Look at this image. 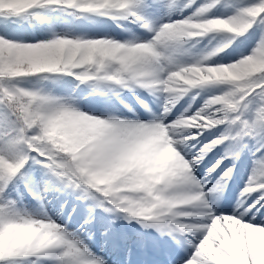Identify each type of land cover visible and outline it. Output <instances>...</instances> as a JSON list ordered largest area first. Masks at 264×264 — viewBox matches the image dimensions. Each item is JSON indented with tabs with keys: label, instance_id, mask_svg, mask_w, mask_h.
Returning a JSON list of instances; mask_svg holds the SVG:
<instances>
[{
	"label": "snow or ice",
	"instance_id": "snow-or-ice-1",
	"mask_svg": "<svg viewBox=\"0 0 264 264\" xmlns=\"http://www.w3.org/2000/svg\"><path fill=\"white\" fill-rule=\"evenodd\" d=\"M215 2L218 0H213V4ZM213 4L201 8L199 14L203 16ZM50 5L85 11L103 10L105 14L120 11L141 21L144 17L140 9L148 6L145 0H119L116 3L93 0L90 4H81L80 0H0V28L13 26L18 17L34 8ZM259 15H264V0L241 9L230 19H244V31ZM112 41L57 37L46 42L19 43L0 37V105L8 109V113L0 118V196L7 184L33 159L35 152L38 162L68 187L82 189L88 194H93L95 189L116 208L130 213L132 218L154 221L152 226L161 231L166 230L169 222H175L178 230L191 231L193 226L182 223L180 218L185 215L178 212L194 210V207L182 206H195L205 197V186L195 178L193 171L209 149L234 137L227 134L213 140L204 145L199 155L187 159L176 151L187 143L186 140L154 142L155 129L165 125L172 127L165 124L163 118L147 123L115 117L102 119L11 83L14 78L29 74L71 72L79 68L84 69L78 73L81 79L94 77L123 83L134 71L137 54L121 51L134 44H114ZM261 47H264V40L257 48ZM238 95L244 99L228 109L229 118L225 120L238 123L241 135L264 127V104L258 108L255 123L242 118V109L247 107L250 96L264 98V75L253 77L252 84ZM36 105H47L50 110L34 112ZM170 109L171 105L167 104L165 112ZM209 128L194 129L196 136ZM56 132L64 138L57 141ZM162 152L170 155L162 156ZM221 162L217 161L209 171H214ZM232 171L229 168L224 172L218 187ZM108 176L119 177L111 188L99 183L101 178ZM189 183L197 185L195 191L185 189ZM250 184L264 191V161L260 162ZM121 186H131L135 190H115ZM253 190V186L246 188L245 196ZM178 202L180 206H174ZM259 207H264V199L252 211ZM246 208L247 205L235 215L213 217L209 213L210 224L197 225L205 234L184 264H264V226L245 222ZM46 221L47 218L38 220L21 216L6 204H0V262L8 264L6 258L9 257L59 248L61 264H106L102 258L91 255L87 246L63 226Z\"/></svg>",
	"mask_w": 264,
	"mask_h": 264
},
{
	"label": "rangeland",
	"instance_id": "rangeland-1",
	"mask_svg": "<svg viewBox=\"0 0 264 264\" xmlns=\"http://www.w3.org/2000/svg\"><path fill=\"white\" fill-rule=\"evenodd\" d=\"M208 4H213V0H177L176 4L163 15L153 14L144 9L141 13L144 17L143 21L138 20V25H131L129 28L121 30L110 18L102 17L89 24L85 29L82 19L74 20L58 7L52 11L42 7L41 17L47 27L45 31L27 24L21 26L19 20L16 19L13 26L0 28V37L19 43L45 42L57 37L71 39L119 38L121 43L129 45L147 43L153 40L162 25L191 17L201 7ZM241 9L224 5L218 1L203 14V17L230 18ZM145 24L148 26L145 27ZM225 40L230 41L228 46L205 63L229 64L252 54L261 40H264V22L256 17L243 32L209 33L204 37L195 38L183 46V50L177 54V59L183 63H192L201 59L203 55ZM161 63L165 68L163 75H166L169 67L168 62L162 60ZM28 87H33L40 95L57 94V100L61 103L98 118L115 117L121 120L145 123L163 118L165 124H170L183 115L195 114L204 108L209 99L224 94L232 85L219 82L203 84L188 91L167 112H165V106L168 104V93L159 86L146 87L142 82L127 78L121 83L117 80L94 77L84 80L78 74L64 77L43 75L35 86H30L28 80L22 81L19 86L25 90ZM261 104H264V98L250 96L247 107L242 109V118L250 123H255ZM7 113L0 106V118ZM239 130L238 123H230L225 120L224 123L203 131L199 136H190L186 140V144L177 148V151L187 154L189 157L187 159H190L193 155H199L204 145L213 140L220 139L227 134L234 137L216 144L195 167L193 171L195 178L201 181L207 190V194L202 200L206 203L197 207L192 206L194 210L196 209L195 215H203L200 221L198 219L187 220L190 218L186 219V216L180 218V221L185 225L193 226L191 231L179 230L184 232L183 236L177 234L178 226L175 222H169L166 230L161 231L152 226L153 221H143L142 217L132 218L130 213L116 208L112 203L105 202L101 197L91 198L90 194L82 189L68 187L63 181L51 175L34 176L26 189L19 186V191L16 193L12 191L10 195L12 198L19 197L18 207L24 217L38 220L47 218L46 222L51 221L63 226L87 246L91 255L102 258L106 264H113L110 259L115 260L116 264H131V260L135 261L136 259L141 264H143V260L147 264H161L157 257L167 258L166 261L169 264H184V260L192 256L196 244L205 234L198 230L197 225L210 223L207 215L215 211L211 208L212 206L222 209L225 204H228L231 208L238 209L239 212L247 205L243 213L245 222L264 226V215H261L264 213V207L252 211L253 207L262 198L264 199V194H258L260 188L250 184L252 177L260 167V162L264 161V127H258L249 134L236 137L235 133ZM154 131L155 143L165 139L170 140L164 126H160ZM192 131L195 133L196 130ZM230 153L239 154L231 155ZM161 155L168 156L170 153L162 152ZM227 158H232V163L223 168ZM217 161L222 162L219 167L210 172L209 170L217 164ZM226 168H232V174L226 183L218 187ZM116 179L119 177L108 176L101 178L99 182L111 188ZM250 186H253L254 190L245 196V189ZM184 187L186 190L195 191L197 185L189 183ZM115 190L135 189L121 186ZM174 206H180L179 202ZM182 207H187V205ZM192 207L189 206V208ZM219 212L221 213V211ZM212 215L215 216V214ZM131 231H137L138 236L134 237L130 244L124 240L121 251H119L121 248L117 250L112 246L117 237L122 235L129 237L125 233ZM148 237L152 240L149 245H147L148 241H145ZM158 244L159 246H156ZM60 250L56 248L47 250L46 253H32L21 257L17 262L14 261V264H61L58 258Z\"/></svg>",
	"mask_w": 264,
	"mask_h": 264
},
{
	"label": "clouds",
	"instance_id": "clouds-1",
	"mask_svg": "<svg viewBox=\"0 0 264 264\" xmlns=\"http://www.w3.org/2000/svg\"><path fill=\"white\" fill-rule=\"evenodd\" d=\"M95 2L116 3L119 0H95ZM80 3L90 4L93 0H80ZM173 3H176V0H173ZM205 7H209V4L201 8ZM200 9L191 17L162 25L151 42L136 43L121 49L124 53L131 51L137 54L133 65L134 71L129 74L130 79L142 82L146 87L159 86L169 94L168 104L171 107L188 91L203 84L219 82L232 85L224 94L209 99L204 108L195 114L183 115L170 122L171 128L165 125L170 140L176 138L187 140L190 136L196 135L192 130L214 127L217 122L222 123L228 119V109L244 99L238 94L252 84L253 77L258 74L264 75V47L256 48L252 54L233 63L215 65L205 63L228 46L230 41L227 40L192 63H183L177 59V54L183 50V46L195 38L204 37L209 33H240L246 26L244 19L205 18L199 14ZM162 60L167 61L169 65L166 75H163L165 68L161 63ZM49 110L47 105L33 107V111L37 113ZM235 136L243 135L237 131ZM178 214L192 216L196 211L178 212Z\"/></svg>",
	"mask_w": 264,
	"mask_h": 264
},
{
	"label": "trees",
	"instance_id": "trees-1",
	"mask_svg": "<svg viewBox=\"0 0 264 264\" xmlns=\"http://www.w3.org/2000/svg\"><path fill=\"white\" fill-rule=\"evenodd\" d=\"M219 1H221L224 5H231L235 8H242V9L260 3V0H219ZM176 2H177V0H176ZM145 4L148 6L143 7V8L151 11L154 14L163 15L170 9L171 6H174L176 3H173V0H145ZM46 7H48L49 10H53L55 7H59L64 13L70 14L75 19L82 18L84 20L83 22L85 24V27H84L85 29L90 23L94 22V20L96 19V16H98L99 12H104L103 10L85 11V10H80V9H72V8H69V7H66L63 5H50V6H46ZM39 12H41V9H40V7H37V8L32 9L31 11H29L28 13H25L24 15L18 17L20 25L22 26L24 24L29 23L30 25H32L36 28H39L43 31L46 30V26L43 24L41 18L39 17ZM107 15L115 17L116 19L122 21L121 25L123 27H126V28L129 27L130 24L135 23L134 20L129 15H127L125 13H121L118 11L117 12L109 11L107 13ZM257 17L260 18L262 22H264V15H259ZM51 39H53V38H51ZM51 39H49V40H51ZM86 39H93V38H86ZM100 39H106V38H100ZM49 40H46V41H49ZM110 40H112V39H110ZM113 41H115V40H113ZM116 42H118V41L116 40ZM79 71H84V69L83 68L73 69L71 72H43V73L29 74V75H26L23 77L14 78L11 81V83H13L17 87H19L22 84V81L28 80L30 83V86H35L36 83L41 78V76H43L45 74H47V75H49V74L53 75L54 74L58 77H62L64 75H68V74H71L73 72H79ZM27 90L36 92L33 89V87H28ZM44 96L52 97L55 99L58 98L57 94L44 95ZM254 97H256V95H254ZM0 106H2L3 109L8 111L6 106H3V105H0ZM37 122H40L39 119L37 120ZM55 136L57 138V141L64 138L63 135L60 134L59 132H56ZM38 159H39V157L36 156L35 152H33V159L29 160V162L25 165V168L21 170V173H19L14 179H12L9 182L8 187L6 188V190H4V193L1 196L0 204H6L11 211L18 213L21 216H23V215L20 212L19 207H18V198L17 197L12 198L10 193L12 191H16L17 186L20 184L21 181H23L25 179L31 180L35 175L49 172L41 163L38 162ZM92 193L96 194L97 192L95 191V189H93ZM98 194L103 195V193H98ZM15 258H18V257H9V258H6V260L8 261V264H13V259H15ZM0 264H3V262H0Z\"/></svg>",
	"mask_w": 264,
	"mask_h": 264
},
{
	"label": "bare ground",
	"instance_id": "bare-ground-1",
	"mask_svg": "<svg viewBox=\"0 0 264 264\" xmlns=\"http://www.w3.org/2000/svg\"><path fill=\"white\" fill-rule=\"evenodd\" d=\"M183 110V109H182ZM182 153V152H181ZM182 155H185L186 156V158H189L188 157V155L187 154H183L182 153ZM192 155V154H191ZM190 155V156H191ZM191 159V158H190ZM232 163V158H227L226 159V161L224 162V166H223V168L225 167V166H227V165H230ZM227 169V168H226ZM222 193V192H221ZM259 193H262V194H264V191H261V189H259L258 190V194ZM205 194H207V190H206V187H205ZM222 197V196H221ZM218 198H219V196H218ZM263 199V198H262ZM222 200V199H221ZM208 202V201H207ZM219 202H220V198H219ZM205 204V202H203V201H201V202H197L196 203V207L198 206V205H204ZM234 204V203H233ZM199 206V207H200ZM206 206V205H205ZM209 206V205H208ZM187 207H189L188 205H187ZM192 207V206H191ZM208 208V207H207ZM211 208H213L215 211H212L211 212V214H215V216H218V215H235L237 212H238V209H233V208H231L230 207V205H228V204H225L223 207H222V209L221 208H216V207H214V206H212ZM239 208V207H238ZM201 209V208H200ZM210 209V208H209ZM196 210V209H195ZM200 211V210H199ZM202 211V210H201ZM219 211H221V213L219 212ZM203 214V213H202ZM205 215V214H204ZM203 216V215H202ZM202 216L201 215H192V216H187L186 218H190V219H198L199 221L202 219ZM207 217H208V219H209V215H207ZM206 219V218H205ZM207 219V220H208ZM148 222H150V221H148ZM154 222V221H153ZM207 222V221H206ZM155 223V222H154ZM152 224V223H151ZM210 224V223H209ZM263 224H264V222H263ZM170 228H171V226H170ZM171 229H173V228H171ZM182 260V259H181ZM180 260V261H181ZM110 261L113 263V264H116L115 263V260H113V259H110ZM119 263H120V261H119Z\"/></svg>",
	"mask_w": 264,
	"mask_h": 264
}]
</instances>
